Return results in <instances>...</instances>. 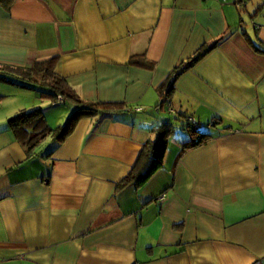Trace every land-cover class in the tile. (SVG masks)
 <instances>
[{
  "label": "crops",
  "instance_id": "crops-1",
  "mask_svg": "<svg viewBox=\"0 0 264 264\" xmlns=\"http://www.w3.org/2000/svg\"><path fill=\"white\" fill-rule=\"evenodd\" d=\"M238 2L264 5L0 0V69L17 70L0 81V264H264V53L251 45L264 48V19L248 34ZM51 58L74 97L125 107L28 149L10 118L40 108L55 128L65 112L45 110L73 109L19 84V70ZM164 119L161 167L125 182ZM187 119L211 137L182 150Z\"/></svg>",
  "mask_w": 264,
  "mask_h": 264
},
{
  "label": "trees",
  "instance_id": "trees-1",
  "mask_svg": "<svg viewBox=\"0 0 264 264\" xmlns=\"http://www.w3.org/2000/svg\"><path fill=\"white\" fill-rule=\"evenodd\" d=\"M250 40V39H249ZM251 42V41H250ZM217 44H213L214 47ZM253 48L264 53V48L251 43ZM209 48L199 50L192 56L187 63L176 67L174 70V77L182 73L185 69L199 60ZM132 62H137L133 60ZM141 63V62H137ZM55 58L44 61L34 62L30 68L22 69L20 71L19 81L23 80L29 84L21 83L20 85L33 88L38 91L41 97H48L49 99H57L61 96L64 100H71L73 109L64 125L51 128L47 125L44 112L42 109H32L29 111H20L8 120V125L13 133L19 137L22 143L32 149L39 144L46 136H52L55 140H63L71 131L77 120L81 117H91L104 111H121L125 104L120 102L108 103H84L70 92L64 79L54 71ZM147 65L146 63H141ZM0 81L6 83H16L14 75L11 72H16L15 69H0ZM5 70L9 72H4ZM14 70V71H12ZM17 77V76H16ZM166 95L172 90V84L168 85ZM162 103V102H161ZM159 105H162V104ZM187 132L194 138L183 143L182 150L199 146L211 137L208 132L201 130V126L194 121L187 119L185 123ZM154 132L153 140L147 141L143 146L137 163L133 166L124 181H133L136 186L143 185L162 165L163 157L167 149L169 135L172 132V124L164 119L162 122L156 123L151 129Z\"/></svg>",
  "mask_w": 264,
  "mask_h": 264
},
{
  "label": "rangeland",
  "instance_id": "rangeland-1",
  "mask_svg": "<svg viewBox=\"0 0 264 264\" xmlns=\"http://www.w3.org/2000/svg\"><path fill=\"white\" fill-rule=\"evenodd\" d=\"M249 1L252 2V0H244V2H246V3H248ZM263 3H264V0H261V4L260 5H263ZM240 4H241V2L239 3V5ZM239 7H240V9L238 10L239 15L242 17V19H244V21L246 23L244 28L245 29L247 28L246 31L248 32V34H251L252 36H254L253 35L254 34L253 27H254V29H257L258 28V24L260 23V21L262 19H264V5L261 6V8L257 12H255L254 8L251 9L248 6L247 7L249 9L248 10L245 9V7H243L242 4ZM259 13L263 14V16L261 14L258 16ZM253 23L256 24L257 26L254 25ZM22 92H26V93H23V94H30L31 93L30 91H27V90L24 91L23 89H22ZM44 98H46V102L49 101L48 97H44ZM12 100L15 103L17 102V100L21 101L23 104L24 103L27 104V102H28V99L26 97H18L17 96L16 98H13V99L10 98V101H12ZM42 103H43V105H41ZM69 104L70 103L67 102L65 105H57V106H51V107L49 106L48 107L49 109L47 108L46 110L45 109L44 110L47 113L46 115H48L51 112H53L54 114H57L58 112H65L64 119L62 120V123L60 124V125H64L66 120H67V118H68V116H67L68 112L71 109ZM17 105H19V104H17ZM37 105L45 107L44 105H46V104H45V101L44 102L43 101L40 102V100H37ZM11 107H12V104L9 105V108H11ZM29 108H33V107L31 105H29ZM55 123H57V122H55ZM54 125H58V124H54ZM201 130L206 131V126H201ZM178 132H181V131H178Z\"/></svg>",
  "mask_w": 264,
  "mask_h": 264
},
{
  "label": "built area",
  "instance_id": "built-area-1",
  "mask_svg": "<svg viewBox=\"0 0 264 264\" xmlns=\"http://www.w3.org/2000/svg\"><path fill=\"white\" fill-rule=\"evenodd\" d=\"M58 100L59 102H62V98L60 96H58ZM192 121V120H191ZM163 196V195H162Z\"/></svg>",
  "mask_w": 264,
  "mask_h": 264
}]
</instances>
